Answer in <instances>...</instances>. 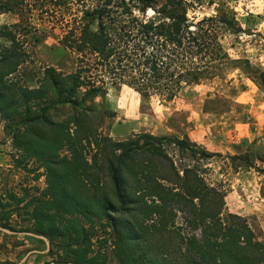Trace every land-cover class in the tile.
<instances>
[{"label": "trees", "instance_id": "16d2710c", "mask_svg": "<svg viewBox=\"0 0 264 264\" xmlns=\"http://www.w3.org/2000/svg\"><path fill=\"white\" fill-rule=\"evenodd\" d=\"M190 10L187 0H0V15L16 17L0 26V122L12 167L36 164L46 185L38 195H0L1 227L15 231L10 220L21 217L30 228L20 231L47 238L67 264H105L109 239L120 264H264V243L198 169L215 153L150 133L115 141L101 129L114 113L89 105L122 86L171 102L220 77L223 38L240 29L226 11L191 20ZM35 20L58 29L76 63L70 73L43 67L30 85L19 71L38 42ZM169 144L194 165L177 170ZM229 158L264 175L247 154Z\"/></svg>", "mask_w": 264, "mask_h": 264}, {"label": "rangeland", "instance_id": "374dc122", "mask_svg": "<svg viewBox=\"0 0 264 264\" xmlns=\"http://www.w3.org/2000/svg\"><path fill=\"white\" fill-rule=\"evenodd\" d=\"M193 6L189 18H203L215 15L218 11H226L235 18L238 32L226 35L223 46L228 54V65L221 76L210 82L185 89L171 102L152 99L143 101L141 97L126 86L109 88L106 95L98 97L89 105L99 112L114 113V117H106L101 122L104 135L115 141L132 138L136 134L150 133L168 139H188L199 149H205L216 156L205 163L198 162V169L211 186H219L226 191L225 211L233 213L232 179L234 171L249 170L238 167L240 161L232 162L230 153L237 151L247 154L258 167L264 161V146L258 144L264 135L255 138L250 144L245 139L242 144H234L236 134L255 133L264 116V84L259 73L264 72V0H187ZM153 13L149 12V16ZM16 17L11 14L0 15V26L13 24ZM37 31L33 33L38 39L30 40V59L23 65L19 75L27 84L32 85L43 67L52 66L70 73L75 68V56L60 45V33L52 24H41L35 20ZM16 153L11 139L0 122V195L7 190L19 194L38 195L45 188L43 169L30 163L26 169L12 167V157ZM168 154L177 170L193 166L192 159L180 157L175 148L169 144ZM159 175L165 174V166L154 163ZM238 167V168H237ZM251 171L255 170L253 168ZM258 177V176H257ZM260 197L264 196V177L260 187ZM235 214V213H233ZM238 215V214H237ZM240 216V215H239ZM244 218L253 231L258 242L264 243V231L257 222ZM11 226L13 232L30 228L22 218L13 216ZM176 224L181 225L178 217ZM30 233V232H29ZM100 236L108 238L105 233ZM107 235V236H105ZM95 250L98 243L95 242ZM109 239L104 243L105 264H120L114 247ZM100 245V244H99ZM145 251L144 247H141ZM156 249L153 246L152 251ZM42 240L25 235H9L0 231V264H18L29 251H45ZM64 252L52 249L46 254H33L24 264H67L60 256Z\"/></svg>", "mask_w": 264, "mask_h": 264}, {"label": "crops", "instance_id": "0c3cea01", "mask_svg": "<svg viewBox=\"0 0 264 264\" xmlns=\"http://www.w3.org/2000/svg\"><path fill=\"white\" fill-rule=\"evenodd\" d=\"M256 113H259V116H264L263 110L260 112L257 111ZM255 130V133L248 134L245 132L244 128L243 132L236 134L233 143L239 145L246 139L248 144H250L258 136L264 135V119L259 122L258 128H255ZM257 143L264 146V137L257 141ZM230 154L238 155L242 153L234 151ZM261 164V167L258 166V168L264 170V162H261ZM248 169L249 170L243 172L237 170L233 173L232 189L234 192L232 198L234 200V204L232 212L247 219L250 218L252 222H257L264 231V196H259L260 187L262 185V177H264V175H260L256 171H251V168ZM250 219H248V221Z\"/></svg>", "mask_w": 264, "mask_h": 264}, {"label": "water", "instance_id": "95a60500", "mask_svg": "<svg viewBox=\"0 0 264 264\" xmlns=\"http://www.w3.org/2000/svg\"><path fill=\"white\" fill-rule=\"evenodd\" d=\"M0 231L4 232L6 234H9V235H25V236H28V237H34L36 239L42 240L45 243V246H46V250L45 251H29L23 257V259L20 261V263H18V264H24L27 261V259L33 254H46L48 252V250H49V241H48L47 238H45L43 236L36 235V234H33V233H29V232H13V231L7 230V229H5V228H3L1 226H0Z\"/></svg>", "mask_w": 264, "mask_h": 264}]
</instances>
